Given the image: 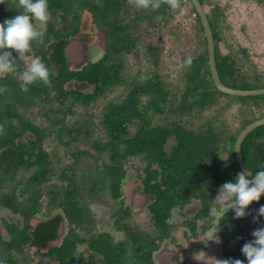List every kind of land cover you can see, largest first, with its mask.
<instances>
[{"label": "trees", "instance_id": "trees-1", "mask_svg": "<svg viewBox=\"0 0 264 264\" xmlns=\"http://www.w3.org/2000/svg\"><path fill=\"white\" fill-rule=\"evenodd\" d=\"M186 1L198 24L203 48L189 55L192 57L191 66L183 64L187 56L182 59L174 82H166L158 73L156 48L151 45L146 46V52L150 57L154 56L153 69H146L145 77L141 79L129 77L125 73V54L131 53L135 44L115 43L123 42L128 37L130 26L133 27L137 20L153 29L158 25L163 26L181 11L172 12L163 0L161 7L155 11L139 10L127 0L69 1L68 5L72 8L68 13L85 10L92 23L106 31L107 44L103 54L96 62L75 70L62 57L66 39L60 40L59 44H38L32 49L33 53L31 51L27 56L29 59L39 57L49 68L50 86L42 82L21 86L19 73L25 65L20 61L17 62L16 73L0 76V87L6 89L0 93V169L12 163L15 168L36 169L39 175L56 165L63 169L62 179L73 182L67 195L74 194L77 189L76 179L80 178H77V170L103 168L107 174L113 170V174L108 176L112 178L110 192L113 195L123 164L128 162L130 156H136L144 162V167L136 170L138 183L142 184L145 192L154 194L158 205L155 203L153 214L160 218H165L172 207L189 202L194 192L187 188L197 182L200 181L202 186L200 198L205 200L206 187L213 188L214 184L219 189L226 181L233 180L240 172L234 156V142L239 132L256 119L254 115L251 118L244 116L240 128L230 135L226 125L217 122L216 113H213L214 119L207 120H203L202 114L220 97H224L245 108L244 113L254 111L261 117L264 95L233 97L220 93L213 86L203 30L193 7ZM198 1L202 6L210 2ZM253 1L264 6V0ZM180 2L183 8L184 0ZM131 10L137 18L120 28L118 21L114 20L115 16ZM221 14L220 8L212 10L210 16L206 14L214 42L215 68L221 83L242 90L263 88L264 74L256 73L246 49L239 48L236 59L230 52L220 55L217 43L221 40L218 32L220 19L223 20ZM72 29L74 35L79 31ZM83 36L95 40L87 32ZM60 37L53 34L49 38ZM245 66L250 67V73L243 71ZM119 86L122 90L117 97L106 96ZM76 107L81 108V113L74 117ZM93 107L99 109L98 114H91L90 108ZM34 110H39V118L44 119V124H36L27 118V113ZM70 115L74 118L67 121ZM94 119L97 120L96 124ZM131 125L136 126V131L128 135ZM96 128L103 130V139H91ZM53 134L65 148L63 155H68L70 162L62 158L63 155L44 150L43 143ZM76 143L83 146L87 143L88 146L71 150ZM93 152L102 156V165L97 166L89 161L88 157ZM240 152L253 175L257 170L264 169V125L245 137ZM226 155L228 160L223 158ZM35 177L27 181L29 185L34 184ZM85 177L87 173L82 170L81 183ZM90 184L96 183L91 181ZM64 204L69 206L68 202ZM261 204H264V195L259 202L254 201L249 205V216H246H256ZM246 216L235 219L229 210L220 220L218 232L233 233L234 239L240 237L246 233L241 225ZM237 247L234 244V248Z\"/></svg>", "mask_w": 264, "mask_h": 264}, {"label": "flooded vegetation", "instance_id": "flooded-vegetation-1", "mask_svg": "<svg viewBox=\"0 0 264 264\" xmlns=\"http://www.w3.org/2000/svg\"><path fill=\"white\" fill-rule=\"evenodd\" d=\"M69 1L86 0H48V22H34L35 28L44 33L43 40L33 41L31 51L38 44H59L62 39L107 44L106 31L92 23L87 11L68 13L72 8ZM127 1L130 5L135 4L133 0ZM18 11L16 0H0V23ZM136 18L131 10L119 12L114 20L121 28ZM103 19L106 21L105 16ZM134 24L130 26L128 37L115 44L141 43L138 30L144 23L137 20ZM72 28L79 31L74 35ZM85 32L95 40H88L83 36ZM53 34L61 36L60 39L49 38ZM99 34L103 38L100 41L97 40ZM223 158L228 160L227 155ZM135 160L142 159L130 156L123 164L113 195L110 192L112 178H108L113 170L108 174L103 168L77 170L79 180L72 178L78 182L75 183L77 189L69 196L73 182L62 179L63 169L52 168L39 175L36 169L15 168L12 163L0 169V262L218 264L225 259H240L247 264L241 248L250 241V234L244 233L235 239L230 232H217L218 237L215 234V226L221 217L217 219L208 215V209L218 195L214 184L213 188H205V200H201L202 186L200 181L197 182L187 188L194 192L191 198L188 196L189 202L172 207L165 218L154 217L153 207L155 203L158 205L157 199L138 183L137 169L127 167ZM20 170L22 175L17 177ZM82 170L87 173L83 183L80 180ZM34 175V184L29 185L27 181ZM91 181L96 184H90ZM65 202L69 206H65ZM234 244L239 247L234 248Z\"/></svg>", "mask_w": 264, "mask_h": 264}, {"label": "rangeland", "instance_id": "rangeland-1", "mask_svg": "<svg viewBox=\"0 0 264 264\" xmlns=\"http://www.w3.org/2000/svg\"><path fill=\"white\" fill-rule=\"evenodd\" d=\"M203 7L208 16L211 15L212 10L215 8L222 9L221 15L223 20L220 19V28L218 29L221 40L217 43L220 55H226L230 52V54L233 55L232 57L236 59L239 48L243 47L248 52L249 59L253 64L252 66L255 67L256 73L264 74V6L257 4L253 0H210V2ZM144 25L142 29L138 30V37L140 38V36H142L141 43L135 44L133 51L125 54V73L130 75L129 77L131 78L141 79L145 77L146 69H153L152 60L154 56L150 57L146 52V46L151 45L156 48V67L158 73H160L166 82H174L179 67L182 64V59L185 56L193 55L203 48L201 33L194 15L191 13L189 3L184 0L183 11L175 14L172 19L163 26L158 25V27L151 29ZM41 26L43 27L42 29H44V26ZM102 39L101 35L97 38L98 41ZM86 46L96 48L94 50H89L95 59L87 63L96 62L103 54L105 48L104 44H86ZM85 65L81 66V68ZM73 68L75 70L81 69ZM22 70H24V68ZM243 71L251 72L249 66H245ZM19 81L20 85L24 86L20 75ZM121 90L122 87L119 86L108 92L106 96L108 98L117 97ZM90 109L92 110L91 114L96 115L99 112V109L96 107ZM244 111L245 108L241 107L238 103L220 97L217 103L204 111L202 118L203 120L214 119L213 113L214 115L216 113L217 122L225 124L227 133L232 135L234 131L240 128L241 120L244 116L251 118L252 115H254L256 120L264 118V112L261 117H258L260 114L257 112L244 113ZM38 112L39 110L28 112L27 118L33 120L36 124H44L45 121L43 118L42 120L39 118ZM73 112L74 117H77L81 113V108L76 107ZM74 117L71 115L68 116L67 121H71ZM94 122V124H96L97 120L94 119ZM135 131V125L129 126L128 135H132ZM103 137V130L96 128L92 133L91 139H103ZM26 138L27 137L24 139ZM42 146L46 151H54L55 154L58 153L60 156L65 152V148L58 143L55 134H53L49 140L45 141ZM87 146V143L84 146L76 143L71 150ZM93 155L88 157L89 161L97 166L102 165V156L96 152H93ZM62 158H65L67 162L71 160L68 155H63ZM84 159L87 161L86 157ZM128 166L129 165H127V167ZM130 166L133 170L139 169L142 166L144 167V162L143 160H135ZM55 168L59 169L56 165ZM21 175V170L16 173L17 177ZM248 216H246L247 218H244V221L241 223L246 233L251 235L255 229L264 227V217H258L254 220L253 217L255 215H253V217ZM219 217L220 216H217V219Z\"/></svg>", "mask_w": 264, "mask_h": 264}, {"label": "clouds", "instance_id": "clouds-1", "mask_svg": "<svg viewBox=\"0 0 264 264\" xmlns=\"http://www.w3.org/2000/svg\"><path fill=\"white\" fill-rule=\"evenodd\" d=\"M162 0H134L139 10L155 11L161 7ZM172 11H183L180 0H163ZM20 11L11 18L0 23V76L17 72V62H23L24 70L19 73L25 86L42 82L50 86V70L39 58L29 59L27 54L31 51L32 42L43 40L44 33L37 30L34 22L47 23L50 17L48 0H16ZM183 64L191 66L192 57L187 56ZM6 91L0 87V93ZM251 177V178H249ZM264 195V169L257 170L255 175L250 171H240L233 180L226 181L218 189V195L208 209L211 218L220 216V220L231 210L235 219L249 214L248 209L254 201L259 202ZM253 217H264V204L256 210ZM220 223V221H219ZM215 226L217 236L218 225ZM253 239L244 243L241 253L246 257L247 264H264V227L257 228L251 233ZM218 237V236H217ZM215 240V239H214ZM2 264V262H0ZM218 264H245L240 259H225Z\"/></svg>", "mask_w": 264, "mask_h": 264}, {"label": "water", "instance_id": "water-1", "mask_svg": "<svg viewBox=\"0 0 264 264\" xmlns=\"http://www.w3.org/2000/svg\"><path fill=\"white\" fill-rule=\"evenodd\" d=\"M193 7L196 16L199 19L200 25L203 30V36L206 40V50L208 58V66L210 70L211 80L213 86L222 94L233 97H248V96H260L264 95V88L242 90L224 86L218 76L215 68V53L214 42L212 37V31L210 29L206 11L198 0H188ZM95 47H88L85 43L78 40H71L67 42L62 49V57L66 63L73 65V67L80 69L88 61H92L94 58L89 50H94ZM264 125V118L252 121L247 124L237 135L233 145V151L236 163L238 164L240 171H249L245 163L241 158L240 146L245 137L254 129ZM12 167V165L10 166ZM253 175V174H252ZM251 178V177H249Z\"/></svg>", "mask_w": 264, "mask_h": 264}]
</instances>
